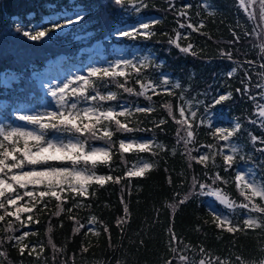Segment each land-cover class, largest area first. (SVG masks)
I'll use <instances>...</instances> for the list:
<instances>
[{"label": "snow or ice", "instance_id": "6c2138e0", "mask_svg": "<svg viewBox=\"0 0 264 264\" xmlns=\"http://www.w3.org/2000/svg\"><path fill=\"white\" fill-rule=\"evenodd\" d=\"M69 3L73 5L71 10L61 8L56 11L55 5H48V14L42 15L40 21H34L29 25L15 22V31L35 42L50 41L56 34H67L66 30L84 19L81 6L75 5V0H69ZM114 3L122 5V0H114ZM165 3L167 7L163 11L171 12L176 17L178 27L174 30V37L167 32L157 33L155 30V25L163 24V17L140 15L143 9L150 6L148 0H130L125 16L134 12L135 22L122 21L119 24H112L109 36L116 39L127 38L132 41L148 40L157 35L166 36L169 46L174 45L180 53L199 58V53L191 42L181 46L179 40L189 39L192 33L211 39L209 33L204 31L207 27L206 21L202 18L193 20L190 14L193 6L190 4L177 7L176 0H165ZM249 5H258L257 11H249ZM202 6L206 9L213 7L205 0H202ZM239 7L248 13L249 19H255L261 24L262 30L256 35L264 40V0H239ZM214 14L213 11L208 13L209 16ZM197 15L199 16V13ZM227 27L232 38L225 42L228 49H220L218 56L235 65L226 73L228 78L233 77L238 69L243 72V76L239 79L240 86L234 91L241 97L246 96L253 101L257 109L256 119L247 117L245 119L264 132V103L259 102L264 101V71L258 73L261 82L253 84L251 74L257 66V61L237 58L248 56L247 51L241 52L237 46L243 42L242 36L246 38L252 35L255 29L249 30L240 23ZM259 49L261 53L259 67L264 69V43L259 45ZM200 51L202 52L203 49ZM207 62L210 63L211 58ZM161 67L162 65L155 62L149 55L136 59L111 61L108 67H89L86 77L72 76L62 82V85L57 83L55 87L48 88L54 107L43 112L15 110L14 119H9L12 115L10 111L5 116V122H0V264H9V248L15 250L21 258L25 255L34 257L37 264H49V261L51 264H57L58 255L64 257L59 264H76L75 253L71 258L64 255L67 245L58 247L51 236L47 242L52 249L51 257L44 255L45 245L41 241L25 242L29 236L37 235V232L29 226L41 223V215H47V231L52 233V218H58L65 213L69 219L74 220V233L87 229L99 237L101 232L95 227L98 223L97 217L91 215L87 218V224L81 223L79 219L74 218L73 208H90L91 205L80 198L95 196L98 189L93 188V185L102 187L109 181L121 185L119 202L123 206V215L117 216L115 223L120 232V245H122L126 231L125 225L130 219L129 201L125 199V194L131 186L130 178L144 177L156 166L155 161L150 163L139 155L136 156V162L129 166L125 154L151 152L153 156H158L159 150L165 149L166 146L157 142L155 135L145 138L137 137L135 133H155L157 129L164 132L163 126L168 123L165 118L154 119L150 121L153 128L149 129L142 127L143 121L129 118L136 113L151 114L157 111V107L152 103L153 95L163 92L168 96H176L175 90H180L177 97L179 119L171 101L165 100L162 103L167 116L179 126L171 153L173 156L178 153L184 156L188 169L193 168V163L202 166L200 173L192 175L189 189L194 193L198 190L201 195L214 197V202L222 206L220 211H217L215 207L209 208L212 223L221 232L226 231L233 235L236 232H246L251 229L264 232V176L257 173V169L264 171V135L257 136L249 130L247 138L253 150L245 151L247 145L241 146L239 140L233 139L244 130V122L241 119L236 118L229 127H222L215 126L211 117L207 115L214 106L232 100L233 91L213 95L211 103L206 102L208 90L202 93L204 100L198 98L201 93L186 98V92L189 89H182L178 80L173 81L163 74L159 80L153 79L149 70L153 68L158 70ZM93 77L95 80L92 79ZM15 78L13 75L11 79L0 81V86L5 89L11 88V81ZM130 80L139 85V91L129 86ZM110 85L121 89L122 93L129 96L144 97L149 103L142 106L134 101H122L121 94L111 91ZM223 86L231 88L227 82ZM253 87L259 89L257 95L252 94ZM102 88L109 90L101 92ZM149 92L152 95H149ZM110 102H115V105ZM121 117L124 118L123 121ZM21 121L24 123L20 124ZM205 125L212 142L196 147L197 129ZM117 134L119 138L113 139ZM193 152L196 155H193ZM255 153L261 154L259 163L254 159ZM116 155L120 157L119 162L114 161ZM217 157L222 159V164H217ZM237 160L251 163L243 172L236 170L234 174H221L222 171L229 174ZM99 167L107 168L109 174L98 175ZM165 171L169 173L170 170L166 168ZM117 172L120 174L117 175ZM177 175L181 178V184L177 187H183L187 181L186 173L179 172ZM125 178H129L127 182ZM173 183L169 174L168 184ZM229 183H234L238 189L239 196L243 198L241 202L237 203L235 199L230 198L226 188L222 187ZM90 189H92L91 192ZM256 198H259L260 203L256 202ZM53 199L57 202L54 211L49 207ZM188 199L187 193L182 198L177 193L175 203L168 207L175 211L176 208L184 206ZM21 201L23 203H20ZM69 203L71 207H65ZM237 208L240 212L236 211ZM252 213L259 215L252 218ZM241 215L244 217L242 221ZM26 228L27 230H24ZM201 230V225H195V231ZM103 231L108 234V247L115 253L120 245L113 244L110 229L106 224L103 226ZM165 231L168 236L166 247L171 258L165 256L162 264H233L230 258H222L219 255L213 257L202 245L183 244L181 247L182 241L176 234L174 217L170 219ZM143 243L141 239L139 244L142 246ZM79 251L81 254L88 253L89 247L82 246ZM189 253L193 256L190 257ZM196 256L198 259L195 258ZM11 264H23V260L11 262ZM104 264H111V261H105ZM115 264H122V260L116 259ZM235 264H244V261L237 255ZM261 264H264V261Z\"/></svg>", "mask_w": 264, "mask_h": 264}, {"label": "trees", "instance_id": "16d2710c", "mask_svg": "<svg viewBox=\"0 0 264 264\" xmlns=\"http://www.w3.org/2000/svg\"><path fill=\"white\" fill-rule=\"evenodd\" d=\"M213 7L204 8L202 0H176V5L179 7L182 4L192 5L190 14L193 20L204 19L207 31L211 39L201 36L198 33H192L189 39H180L181 46H186L192 43L194 49L199 53V58L191 54L180 53L175 46H169L167 43L168 37L154 36L151 39H139L136 41L127 38V49H138L133 57L127 59H136L145 55L151 56L155 62L162 65L160 69H150L153 79L159 80L161 74L170 77L173 81H179L182 89H189L186 92V98L196 96L204 100L202 95L205 90H208L206 102L211 103L213 95L227 94V91H233V99L224 101L220 105H216L207 113L211 117L215 126L229 127L236 118L244 122V130L242 133L234 137V140H239L241 146L247 145L245 151L252 152V145L248 142L247 134L251 130L255 135H264V132L257 126L248 122L249 119H256L257 109L253 101L246 96L241 97L236 94L234 89L239 87V79L243 76V72L238 69L233 77L228 78L226 73L235 67L234 64L226 59H220L218 54L220 49H228L225 43L232 37L228 30V25L240 23L246 26L249 30L255 29L252 35L243 37V42L237 47L241 52L247 51L248 56H239L238 59H253L257 61V66L252 72L253 84L259 83L260 77L258 73L264 71L259 67V45L264 43L256 33L261 32V25L253 19L248 18V13L239 7V0H205ZM130 0H122V5H116L114 0H75V5L81 6L84 12V19L78 24H74L70 29L66 30L67 34H56L54 39L50 41L35 42L20 33L15 31V22H21L23 25H29L34 21H40L42 15L48 14V5H55L56 11L61 8L73 7L69 0H0V81H3L1 74L10 73L15 75V79L11 81V88L5 89L0 86V99H3L7 104L0 108V116L5 122V116L12 112L9 119H14L15 110L19 107L24 108L22 112H43L54 107L52 97L44 94L41 86H38L37 79L32 75L34 69L44 66V63L51 57L59 56V54L67 53L64 63L71 62L82 63L86 60L89 54L81 52L78 54L79 43L95 39H101L104 43V49L107 51V58H113L114 54L112 45L115 41L114 37L109 36L112 24L120 22H133L136 19V14L132 12L127 17L125 12L129 8ZM149 7L143 9L142 14H153L155 17H163L162 25H155L154 28L159 32H167L171 36H175V29L178 25L176 17L171 13H165L163 9L167 7L165 0H148ZM159 9V10H158ZM209 11L215 14L209 16ZM32 13L34 15H28ZM199 13V16L197 15ZM107 21V22H106ZM223 21V23H221ZM183 22V18H181ZM190 31V30H181ZM82 34L77 37L78 34ZM90 33L91 35H85ZM109 37V38H105ZM90 41V42H91ZM130 42V43H128ZM137 45V46H136ZM200 49H203L201 52ZM211 58V62H207ZM100 63H106L105 59ZM100 62V61H98ZM194 74V78H193ZM95 80V77L92 78ZM122 79V78H121ZM227 82L231 88H225L223 85ZM129 86L134 87L139 91V85L134 81H129ZM111 91H116L121 94V100L134 101L142 106H146L149 101L144 97L129 96L122 93L121 89H117L114 85L109 86ZM109 89H101L105 92ZM176 96H168L161 92L159 95H153L152 103L157 107V111L151 114L136 113L129 119L143 121L142 127L153 128L151 120L165 118L168 123L163 126L165 131L160 132L159 129L153 132H137L135 135L152 137L156 136L159 143L166 147L159 150L158 156H153L151 152L145 153H128L125 158L129 161V166L136 161V156L143 157L148 162H156V166L151 169L144 177L130 178V189L125 194V199L129 201L130 219L125 225V233L123 244L120 245V232L116 227V217L123 215L122 205L119 202L121 185L107 182L104 186L93 185V188L98 189L95 196L89 195L86 198H80L85 203L91 205L90 208H73L74 218L79 219L81 223L87 224V218L91 215L97 217L98 223L96 229L101 232L99 237L95 236L87 229H81L80 233H74V220L68 218L65 213L60 217H53L51 223L53 232L48 233V216L41 215V223L32 224L29 227L37 232L36 236H29L25 242L41 241L45 245L44 255L51 257L52 249L47 242L49 237L53 239L58 247L67 245L64 255L69 258L75 253L76 264H104L105 261H111L115 264L116 259H121L122 264H162L165 256L171 258L170 252L166 247L168 240L165 229L169 225V221L174 217V227L178 237L181 238V247L183 244H191L193 246H204L213 257L219 255L222 258L232 259L235 264V256H240L244 264H261L264 261V232L259 229L246 230V232H236L234 235L226 231L221 232L212 223V217L209 213L210 207H215L220 211L222 206L218 202H214V197L199 194L198 190L195 193L189 189L192 175L200 173L202 166L193 163V168H187V161L184 156L171 153V148L175 144L176 130L179 127L174 120L167 116V113L162 108V103L165 100L171 101L173 109L179 119L177 97L180 90H175ZM259 89L252 88V94L257 95ZM91 94V89H89ZM152 95L151 92L148 93ZM75 99V97H73ZM264 103V101H259ZM115 105V102H110ZM122 121L124 118H120ZM23 124L24 122H19ZM51 135V133H50ZM119 134L113 137L118 139ZM198 144H206L212 142V138L207 134L206 125L197 129ZM182 147V146H181ZM259 147V145H257ZM206 151V149H204ZM193 155H196L193 152ZM261 158L260 153L254 154V159L257 163ZM119 155L114 156V161L119 162ZM165 161L167 163H165ZM251 162L246 163L243 160H237L233 169L229 174L221 172L222 175L234 174L236 170L244 171L250 166ZM217 164H222V159L217 157ZM169 169L166 173L165 169ZM185 172L187 181L183 187L178 188L181 184V178L177 173ZM109 174L108 169L99 167L97 174ZM258 175L264 176V171L257 169ZM117 175L120 173L117 172ZM171 175L173 184H168V176ZM129 178H125L127 182ZM210 183V181H209ZM226 188L230 198L235 199L237 203L243 200L239 196L238 189L234 183L222 186ZM92 189H90V192ZM177 193L182 198L186 193L189 196L188 201L184 206L178 207L173 211L169 208L170 204L175 203ZM66 194V193H65ZM62 194V195H65ZM256 202L260 203L259 198ZM20 203H23L21 201ZM57 202L53 199L50 203V209L55 210ZM65 207H71V204H66ZM237 212L240 210L237 208ZM25 215L26 214H22ZM158 215V221H157ZM259 214L252 213V218H256ZM243 215L240 219L242 221ZM208 221V223H205ZM62 222V226H61ZM107 225L111 232L113 244L120 245L119 250L115 253L108 247V234L103 231V226ZM201 225L200 232L195 231V225ZM24 230H27L24 229ZM87 231V235L85 232ZM143 239L144 243L141 246L139 241ZM82 246H88L89 252L81 254L79 249ZM9 264L11 262H19L23 260V264H37L34 257L21 258L18 253L9 248ZM192 257L193 254L189 253ZM64 257L57 256V264ZM195 258L198 259V256ZM51 264V261H49Z\"/></svg>", "mask_w": 264, "mask_h": 264}, {"label": "rangeland", "instance_id": "374dc122", "mask_svg": "<svg viewBox=\"0 0 264 264\" xmlns=\"http://www.w3.org/2000/svg\"><path fill=\"white\" fill-rule=\"evenodd\" d=\"M258 5H249V11H257ZM142 17H155L153 14H142ZM257 22L255 19H253ZM135 22V20L133 21ZM132 23V22H127ZM260 24V23H259ZM261 25V24H260ZM86 34V33H85ZM82 34H78L77 37H80ZM109 38V37H108ZM86 40L79 43L78 46V54L81 52H85L89 54L86 57V60L82 63L79 62H71V64L64 63L66 61L67 53H61L59 56L51 57L44 63V66L38 69H34L32 75L37 79L38 86H41L45 95L50 96L48 93L49 87H55L57 83L65 82L68 78L76 75L87 76V69L89 67H101L100 64L105 59L106 63L103 64V67H108L109 62L115 60L127 59L128 57H133L135 53L138 51L136 47L133 50L127 49L126 39H116L112 45V50L114 57L107 58V51L104 49V43L101 39H95V41ZM130 43V42H128ZM137 46V45H136ZM100 61V62H98ZM13 75L10 73L1 74L2 79H11ZM51 97V96H50ZM7 103L0 99V108L4 107ZM24 108L19 107V111L22 112ZM2 117L0 116V122H2ZM138 137L150 138L147 136L139 135ZM136 161L132 162L135 163ZM98 175H102L98 173Z\"/></svg>", "mask_w": 264, "mask_h": 264}]
</instances>
